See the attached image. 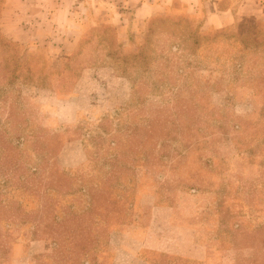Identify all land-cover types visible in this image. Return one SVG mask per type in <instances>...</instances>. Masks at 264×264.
<instances>
[{"label":"rangeland","instance_id":"obj_1","mask_svg":"<svg viewBox=\"0 0 264 264\" xmlns=\"http://www.w3.org/2000/svg\"><path fill=\"white\" fill-rule=\"evenodd\" d=\"M260 4L225 0L247 11L221 28L156 17L138 43L102 27L65 56L0 31V263H264Z\"/></svg>","mask_w":264,"mask_h":264},{"label":"crops","instance_id":"obj_2","mask_svg":"<svg viewBox=\"0 0 264 264\" xmlns=\"http://www.w3.org/2000/svg\"><path fill=\"white\" fill-rule=\"evenodd\" d=\"M224 1L0 0V31L4 39L13 44L44 45L57 42L56 44L63 45L59 49L60 56H65L71 54L90 33L97 32L102 27L115 29L118 41H130L132 38L131 42L138 43L152 19L177 13L187 16L202 13L203 29L226 27L247 9L233 5L222 8ZM176 3L180 5L179 9L175 7ZM248 12L262 19L264 5L251 6ZM49 37L53 40H49ZM66 45H69V49H65ZM86 78L82 79L83 82ZM78 94L79 89L76 87L71 99H76Z\"/></svg>","mask_w":264,"mask_h":264},{"label":"trees","instance_id":"obj_3","mask_svg":"<svg viewBox=\"0 0 264 264\" xmlns=\"http://www.w3.org/2000/svg\"><path fill=\"white\" fill-rule=\"evenodd\" d=\"M151 128L149 129V135L148 138H152L153 134L151 133ZM147 141V140H146ZM143 143L145 144V142L143 141ZM105 188V180H103L102 184L100 185V191H96L91 193V198L90 201L94 203L98 201L99 197H102L103 199H107L108 196H105L104 193H106V191H104ZM102 192V193H101ZM101 194V195H100ZM97 208H101L100 206H98ZM260 264H264V263H260Z\"/></svg>","mask_w":264,"mask_h":264}]
</instances>
